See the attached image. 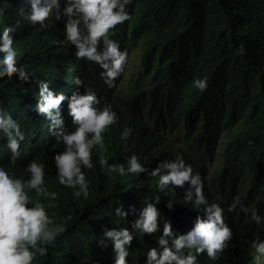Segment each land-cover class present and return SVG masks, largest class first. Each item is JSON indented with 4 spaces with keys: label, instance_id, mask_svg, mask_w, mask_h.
I'll use <instances>...</instances> for the list:
<instances>
[{
    "label": "trees",
    "instance_id": "obj_1",
    "mask_svg": "<svg viewBox=\"0 0 264 264\" xmlns=\"http://www.w3.org/2000/svg\"><path fill=\"white\" fill-rule=\"evenodd\" d=\"M22 2L8 0L0 14V29L21 20L14 34L17 61L30 72L20 77L14 70L12 79H0V108L10 110L26 132L22 158L13 170L22 175L23 164L37 154L50 165L52 151L62 147L48 135V121L34 111L38 81H49L54 93L70 95L76 87L84 91L83 85L72 83L79 75L120 117L104 134L109 163L124 162L135 152L150 170L158 160L181 154L194 172H200L209 202L224 208L233 238L218 260L201 253L199 264H259L258 258L264 260V254L255 253L245 240L257 232L264 238V231L238 209L229 211L233 197L239 195L243 203L264 214V0H133L130 19L116 26L113 37L128 49V59L132 46L141 50L138 74L123 97L117 91L127 65L114 87L108 88L97 65L76 60L71 46L56 43L62 39L63 21L50 17L47 28L33 25L18 16ZM200 76L208 78L203 92L191 86L193 77ZM62 114L70 123L67 101L62 102ZM124 127L132 133L127 143L120 138ZM5 142L0 134V163L8 159ZM218 151L220 159L211 174L209 165ZM46 173L49 188L58 192L57 206L50 213L57 220L68 213L72 218L49 254L35 264H111V243H97L102 228L114 223L128 226L145 198L160 195L157 207L162 218L171 220L174 231L190 229L197 215L183 201L184 189L176 186L175 194L165 195L156 188V178L144 173L109 177L97 165L86 172L90 181L87 200L73 199L71 190L56 182L53 167L47 166ZM188 187L185 182L184 188ZM169 199L174 201L171 210L165 206ZM121 205L128 211L125 218L113 214ZM157 234L133 232L130 264H144V250L155 246Z\"/></svg>",
    "mask_w": 264,
    "mask_h": 264
},
{
    "label": "clouds",
    "instance_id": "obj_2",
    "mask_svg": "<svg viewBox=\"0 0 264 264\" xmlns=\"http://www.w3.org/2000/svg\"><path fill=\"white\" fill-rule=\"evenodd\" d=\"M133 0H23L18 16L40 28L50 26V17L63 21L60 28L62 39L56 43L71 46L76 60L91 62L99 67L103 84L114 87L122 75L128 61V49L122 48L115 36L116 26L130 19L129 5ZM8 0L0 6L2 14ZM21 20L0 29V79H12L13 71L20 77H27L29 71L18 63V48L14 34ZM76 86L83 85L84 91L76 87L70 95L54 93L49 81H38L34 111L48 121V135L61 145L60 150L52 151L51 164L34 155L23 164V174L18 175L12 168L22 158V142L26 132L20 121L10 110L0 108V134L6 137L4 147L8 151L6 163H0V264H35L39 257H45L55 245L57 237L66 230L71 213L55 219L51 209L57 206L58 192L51 190L45 181L46 167L54 168L56 182L71 190L73 199L89 197L87 170L99 165V170L112 177H125L144 173L156 178V188L168 195L175 194L176 186L184 189L185 204L197 210L192 226L181 233L174 231L171 220L161 217L157 207L160 195L145 198L143 206L136 211V218L128 226L117 225L102 228V238L97 241L112 246L111 264H130L129 245L133 232L142 235L157 234L155 246L144 250V264H199V256L205 254L216 261L229 246L233 229L224 220V208L220 203L209 202L204 194V183L200 172H194L192 165L186 163L181 154L174 158L158 160L149 170L135 152L129 153L124 162L109 163L105 153L109 145L105 133L110 125L116 124L120 117L110 102L98 96L95 89L76 75L72 78ZM191 86L203 92L208 87L207 76L193 77ZM67 101L66 124L62 114V102ZM131 129L124 127L120 138L128 142ZM47 143V141H45ZM40 151H45L41 148ZM95 153V161L93 160ZM185 182L189 187L184 188ZM174 201L169 199L165 206L171 210ZM238 209L249 223L264 231V214L251 204L242 202L236 195L229 204V211ZM203 212V216L199 213ZM116 217L125 218L128 211L123 206L113 209ZM249 248L257 254H264V238L255 233L250 240L245 238ZM98 264V262H97Z\"/></svg>",
    "mask_w": 264,
    "mask_h": 264
},
{
    "label": "rangeland",
    "instance_id": "obj_3",
    "mask_svg": "<svg viewBox=\"0 0 264 264\" xmlns=\"http://www.w3.org/2000/svg\"><path fill=\"white\" fill-rule=\"evenodd\" d=\"M140 57H141V50L139 46L133 47L130 49L129 52V59L126 67V71L123 77L122 84L120 86V89L117 91L118 97H123L125 94L132 88V79L134 76L138 74V70L140 68ZM143 111H146V107L143 108ZM179 128V127H178ZM176 127L175 130H178ZM180 129V128H179ZM181 133V132H180ZM182 139V133L179 137V140ZM215 162L211 163L209 165V172L212 174L215 172V169L217 168L218 161L220 159V152L218 151L217 157L215 158ZM252 250V249H251ZM254 251V250H253ZM259 264H264V260H261V258L257 259Z\"/></svg>",
    "mask_w": 264,
    "mask_h": 264
}]
</instances>
